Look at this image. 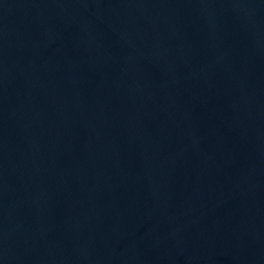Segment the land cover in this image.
<instances>
[{"label": "water", "instance_id": "obj_1", "mask_svg": "<svg viewBox=\"0 0 264 264\" xmlns=\"http://www.w3.org/2000/svg\"><path fill=\"white\" fill-rule=\"evenodd\" d=\"M0 264H264V0H0Z\"/></svg>", "mask_w": 264, "mask_h": 264}]
</instances>
